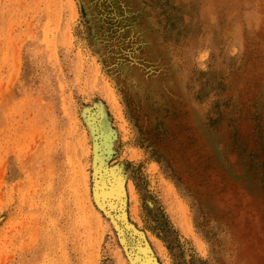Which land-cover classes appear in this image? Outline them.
Wrapping results in <instances>:
<instances>
[{
	"label": "rangeland",
	"instance_id": "374dc122",
	"mask_svg": "<svg viewBox=\"0 0 264 264\" xmlns=\"http://www.w3.org/2000/svg\"><path fill=\"white\" fill-rule=\"evenodd\" d=\"M0 264H264V0H0Z\"/></svg>",
	"mask_w": 264,
	"mask_h": 264
}]
</instances>
